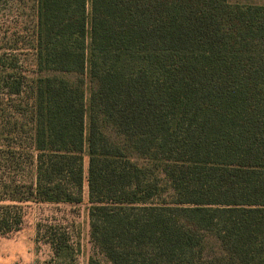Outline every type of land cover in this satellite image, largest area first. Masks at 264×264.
Here are the masks:
<instances>
[{
    "label": "trees",
    "instance_id": "obj_1",
    "mask_svg": "<svg viewBox=\"0 0 264 264\" xmlns=\"http://www.w3.org/2000/svg\"><path fill=\"white\" fill-rule=\"evenodd\" d=\"M26 48L0 47V233L86 185L88 264H264V2L35 0Z\"/></svg>",
    "mask_w": 264,
    "mask_h": 264
},
{
    "label": "rangeland",
    "instance_id": "obj_2",
    "mask_svg": "<svg viewBox=\"0 0 264 264\" xmlns=\"http://www.w3.org/2000/svg\"><path fill=\"white\" fill-rule=\"evenodd\" d=\"M230 1L264 2V0ZM34 23L35 0H0L1 49L12 47L22 53L23 57L29 58L26 47L33 35ZM86 165L85 158V168ZM19 204L23 215L20 228L9 233H0V264H47L53 254L44 236V228L51 223H59L69 232L74 248V261L71 264H88L92 248L89 242V203L86 185L83 187V200L79 203H54L41 200Z\"/></svg>",
    "mask_w": 264,
    "mask_h": 264
}]
</instances>
